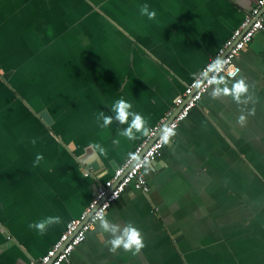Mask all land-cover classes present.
<instances>
[{
    "label": "crops",
    "instance_id": "0c3cea01",
    "mask_svg": "<svg viewBox=\"0 0 264 264\" xmlns=\"http://www.w3.org/2000/svg\"><path fill=\"white\" fill-rule=\"evenodd\" d=\"M255 1L0 0V264L40 258L111 164L144 139L120 136L127 125L115 120L102 127L100 113L114 116L123 98L152 127ZM144 4L154 19L140 14ZM236 63L238 75L225 79L245 78L252 100L213 99L211 86L152 160L155 170L144 167L148 191L127 187L106 212L121 228L132 222L145 247L113 254L97 223L68 264H264V220L249 198L264 188V31ZM93 143L106 149L95 151L102 178L78 161ZM48 216L61 223L29 229Z\"/></svg>",
    "mask_w": 264,
    "mask_h": 264
},
{
    "label": "built area",
    "instance_id": "2783aa9c",
    "mask_svg": "<svg viewBox=\"0 0 264 264\" xmlns=\"http://www.w3.org/2000/svg\"><path fill=\"white\" fill-rule=\"evenodd\" d=\"M259 31H264V0H256L245 12L239 25L232 30L231 35L215 55L195 73L191 81L174 98L172 107L149 128L148 135H145L144 139L127 154L112 174L96 186L89 203L81 214L66 222L58 239L40 258L31 261L30 264H68L73 250L85 240L87 233L97 224L94 217L95 210H104L106 214L109 207L127 187L144 193L148 191L149 187L143 175L144 166L131 159L130 154L137 155L140 160L146 158L153 160L159 157L164 147L162 145L163 129L169 127L175 130L211 87L210 80L213 73L210 71V65L213 60L219 57L224 61L219 75L226 78L236 77L240 72L236 60ZM205 73H207V78H205Z\"/></svg>",
    "mask_w": 264,
    "mask_h": 264
},
{
    "label": "clouds",
    "instance_id": "9594fccd",
    "mask_svg": "<svg viewBox=\"0 0 264 264\" xmlns=\"http://www.w3.org/2000/svg\"><path fill=\"white\" fill-rule=\"evenodd\" d=\"M140 14L142 16H147V18L151 20L155 18L156 11L150 9L149 5L144 4L140 7ZM223 65L224 61L219 57L214 59L210 65V71L213 73L210 80V85L212 86L210 96L213 99L230 96L237 105H247L252 100V96L249 95L250 85L243 77L232 82L227 81L224 76L218 74L223 69ZM204 75L205 78H207V73ZM197 83L199 84V81ZM131 109L132 105L121 98L117 100L111 108V111L115 114L114 116H108L101 112L97 119H103L102 127H107L113 120L117 121L120 125L126 124L127 127L123 128L119 132V135L126 137L128 140L137 139V133L142 136L148 135L150 129L147 127V120L141 114L131 111ZM243 111L244 110L241 109L242 114L237 118V123L241 126H244L247 122V117L243 114ZM247 114L254 115V109H249ZM175 134L173 128L165 127L163 129L162 145L169 144L170 138L175 136ZM32 143L35 144L36 141L33 140ZM114 143H119V141H114ZM90 148L94 151H98L101 155H106V149L99 144H90ZM130 156L131 159L136 160L139 165L144 166L146 171L155 170L154 162L151 159L146 158L140 160L135 154H130ZM42 159V154H38L33 162V166H37ZM159 166H166V164L160 161ZM94 217L100 229L99 235L109 252L115 254L118 250L123 249L124 251L133 252L135 255L145 247L140 230L135 227L132 222L125 223L123 228H121L117 223L107 219L104 210H95ZM60 223L61 218L59 216H48L37 222L29 223L28 227L29 229H35L43 234L49 226ZM106 234L108 236L107 239ZM81 238L83 239V237Z\"/></svg>",
    "mask_w": 264,
    "mask_h": 264
},
{
    "label": "water",
    "instance_id": "95a60500",
    "mask_svg": "<svg viewBox=\"0 0 264 264\" xmlns=\"http://www.w3.org/2000/svg\"><path fill=\"white\" fill-rule=\"evenodd\" d=\"M38 117L44 122H48L50 119L46 111L38 112ZM78 161L85 165L86 171L94 178H102L107 172L103 162L90 146L86 147L84 152L78 156ZM111 166L113 169L117 167L116 164H111Z\"/></svg>",
    "mask_w": 264,
    "mask_h": 264
},
{
    "label": "rangeland",
    "instance_id": "374dc122",
    "mask_svg": "<svg viewBox=\"0 0 264 264\" xmlns=\"http://www.w3.org/2000/svg\"><path fill=\"white\" fill-rule=\"evenodd\" d=\"M10 86V85H9ZM13 91L14 89L12 87H10ZM256 184L254 183L253 186H255ZM258 185V184H257ZM245 193H247V191H244ZM251 196H249V194L247 193V195L249 196V198H251V201L253 203V208L258 210L259 212V220H258V224H261V221L264 220V188H262L260 185H258V190L257 192H250ZM262 230H264V228H262ZM264 234V231H263Z\"/></svg>",
    "mask_w": 264,
    "mask_h": 264
}]
</instances>
